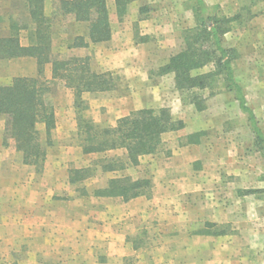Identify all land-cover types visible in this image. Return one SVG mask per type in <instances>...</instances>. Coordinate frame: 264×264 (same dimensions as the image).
Returning a JSON list of instances; mask_svg holds the SVG:
<instances>
[{
  "label": "crops",
  "instance_id": "1",
  "mask_svg": "<svg viewBox=\"0 0 264 264\" xmlns=\"http://www.w3.org/2000/svg\"><path fill=\"white\" fill-rule=\"evenodd\" d=\"M185 1L134 0L119 21L115 0H106L111 38L81 50L99 64L100 72L119 75V83L110 92L83 94V99H101L99 104L87 103L89 108L104 111L109 120L151 108L150 95H155L162 83L151 84L148 74L156 64H165L180 51L184 17L191 27V11ZM203 1L213 13L219 10L217 2L210 6ZM250 6L252 16L264 17V8L255 11L254 4ZM233 7L229 17L239 13L238 4ZM14 61L29 63V70L6 77L11 72L6 68L3 73L2 67ZM35 74L34 59L0 61V81ZM172 76L167 75L171 85ZM119 88L126 93L114 97L112 93ZM179 119L184 127L165 134L163 148L143 156L133 168L137 178L150 179L148 198L125 202L94 197L92 191L112 178L107 173L97 175L99 183L85 189L86 195L79 193L61 205L55 201V182L50 185L48 199L40 174L22 164L19 153L3 145L4 122L0 117V255L21 254L24 264H42L43 256L52 260L51 264H76V260L65 263V254L87 256L91 258L87 264H264V200L259 194H248L244 186L207 181L209 176L218 180L219 169L204 165L207 156L199 149L201 141L188 143L190 124ZM122 154L116 150L107 156ZM239 171L235 167L233 174ZM83 183L71 185L67 181L66 186L82 188ZM48 206H55L53 212H47Z\"/></svg>",
  "mask_w": 264,
  "mask_h": 264
},
{
  "label": "trees",
  "instance_id": "2",
  "mask_svg": "<svg viewBox=\"0 0 264 264\" xmlns=\"http://www.w3.org/2000/svg\"><path fill=\"white\" fill-rule=\"evenodd\" d=\"M4 1V0H0ZM134 0H115L117 19ZM28 24L20 25L10 20L6 35H0V61L31 58L36 65L33 77H13L0 83V117L4 122L3 141L9 142L21 156L24 165L33 167L37 174L43 170L47 149L53 145L52 132L56 126L55 110L50 99L51 84L61 82L73 95V108L79 114L87 110L83 94L110 92L116 89L119 77L112 73H97L91 67L88 55L65 57L53 51V17L45 14V0H25ZM54 15L70 18L74 23L86 25V35L74 37L66 50L87 49L90 44L107 42L111 38V24L106 0H58ZM194 26L181 33L183 48L161 66L159 75L173 74L174 87L179 94H186L187 103L197 111L203 107L196 101L197 92L218 83L230 94L245 117L252 136V146L264 159V131L253 110L249 107L244 88L236 79L235 50L226 48L223 36L239 19L215 16L203 0H193L191 8ZM21 30L27 32V44L19 38ZM212 70L192 75L205 66ZM45 66L50 67L49 78L44 76ZM38 125L43 126L41 136ZM77 134L83 155L95 154L97 159L87 166L70 168L67 181L81 184L97 174H120L108 179L102 188L92 191L94 197L120 198L129 201L136 197L148 198L152 184L148 178H132L125 171L139 165L143 156L157 154L164 145L163 136L184 127L166 108H143L130 111L116 120L114 125L97 127L91 119L77 117ZM202 133L187 136L188 143H198ZM122 150L118 156H107L110 151ZM248 194L263 195L264 190H248ZM81 195H86L81 188ZM260 197V196H259ZM261 199L264 200V197Z\"/></svg>",
  "mask_w": 264,
  "mask_h": 264
},
{
  "label": "rangeland",
  "instance_id": "3",
  "mask_svg": "<svg viewBox=\"0 0 264 264\" xmlns=\"http://www.w3.org/2000/svg\"><path fill=\"white\" fill-rule=\"evenodd\" d=\"M56 1L58 0H45V14L53 17L54 53L59 54L61 57L69 55L85 56L84 50L67 51L66 46L76 36L85 37L86 25H75L72 24L74 22L69 17L60 18L54 15L53 13L56 11L54 2ZM207 2H210L208 3L210 6L214 5L215 2L218 3L219 10H216V13L211 11L218 17H229L228 12L230 9L233 10L235 4H238V8H240L238 13L239 19L232 24L231 30L224 34L223 44L226 48L235 50L237 54V59L234 62L236 79L244 88L247 103L253 110L260 127L264 131V17L252 16L250 8V4H254L256 9H253L255 11L260 10L258 8L263 9L264 0H207ZM185 6L191 11L193 0L185 1ZM189 15L192 16V12ZM192 18L190 17L189 21L191 22V27L194 26ZM10 20L17 21L20 25L28 24L25 0L0 1V35L4 36L7 34ZM181 20H183V17H181ZM191 27H189L184 17L181 33L184 29ZM181 33L179 37L181 43L180 50L183 48ZM19 38L21 44H27V32L25 30L20 31ZM98 65L95 62H91L92 69L97 73H102L97 70ZM160 65L163 66L164 64H156L148 74L151 84L157 86L158 83H162L157 93L150 95L148 103L151 104V108L153 109H168L175 119L181 120L179 118L182 117L190 124L189 127L192 131L189 135L203 134L199 138V141H201L199 149L201 153L207 156L204 160L202 159L203 163L209 168L219 169V171L216 170L218 180L214 179L213 176H209L207 177V181L234 183L236 186L241 185L244 188H248V190H264V159L255 152L252 146V136L246 127L245 117L239 111L237 103L233 101L231 95L224 92L220 84L215 83L212 87L197 92L201 99L197 100L196 103L198 106L203 107L201 111H197L195 106L187 103L185 93L181 95L176 91L173 80L171 85V79L167 77L169 74L159 75L158 69L161 67ZM6 68L11 72V75H6V77L15 76L21 69L29 70V63L14 61L3 65V73ZM210 70H212V66L208 65L198 71L192 72V75L204 74ZM49 71L50 67L45 66V77L50 75ZM112 74L119 77L115 72ZM8 81L10 79L0 81V83H7ZM125 93L124 89L119 88L112 95L114 97L116 95L123 97ZM50 99L55 110L56 126L52 132L53 145L47 149V156L43 170L40 173V179L43 185H45L46 190L44 195L48 199L51 197L52 192L50 185L55 182L58 186V189L54 193L55 201H59V204L63 205L69 198L78 196L81 191V187L67 188V171L70 168L87 166L91 161L98 158L97 155L86 159L82 157L80 138L76 127L77 117L91 119L97 127L114 125L116 120L105 119L104 111L98 110L97 107L91 109L88 105L86 111H81L77 114V111L73 108L72 92L66 89L61 82L51 84ZM83 100L86 103L94 101L96 104H99L97 101L101 99L89 97V99ZM136 100H139V96H137ZM104 110L107 109L104 108ZM38 130L43 137V126L38 125ZM3 145L14 150L9 142L5 143L3 141ZM12 161L14 162V159ZM200 162L199 160L198 165H200ZM54 167L56 170L53 169ZM235 167H238L241 171L233 174ZM53 173H55L54 176ZM122 174L134 179L138 177L137 172L133 168L128 169ZM117 175L120 174H111V177ZM98 183L99 178L96 176L93 179L85 181L82 184V188L91 189ZM259 196L262 198L264 194ZM54 207L48 206L47 212H53ZM82 258L68 254L62 257L65 263L76 260V264H87L91 259L87 256H83ZM54 261L56 262L57 260ZM24 262V256L21 254L8 256V258L7 256L0 255V264H24ZM40 262L42 264H51L49 262H52V260H48L46 256H43Z\"/></svg>",
  "mask_w": 264,
  "mask_h": 264
}]
</instances>
